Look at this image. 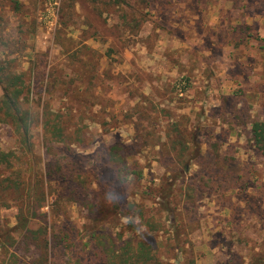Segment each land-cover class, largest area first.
Here are the masks:
<instances>
[{
	"label": "rangeland",
	"instance_id": "obj_1",
	"mask_svg": "<svg viewBox=\"0 0 264 264\" xmlns=\"http://www.w3.org/2000/svg\"><path fill=\"white\" fill-rule=\"evenodd\" d=\"M0 64L23 80L34 155L31 175L0 122V153L20 159L0 166V264L41 261L44 220L41 240L68 242L50 264H123L140 243L146 264H264L249 137L264 121V0H0ZM45 108L67 142L51 145L48 183Z\"/></svg>",
	"mask_w": 264,
	"mask_h": 264
},
{
	"label": "trees",
	"instance_id": "obj_2",
	"mask_svg": "<svg viewBox=\"0 0 264 264\" xmlns=\"http://www.w3.org/2000/svg\"><path fill=\"white\" fill-rule=\"evenodd\" d=\"M0 88L2 91V96L0 97V122L9 124L15 135H17L19 141L18 143L20 146L24 147V153L22 154V163L25 165L24 172L28 174H33V162H34V155L32 153L31 149V142H30V113L29 110L23 108V99L26 97L24 93V86H23V80L21 78V75L11 73L7 71L1 64H0ZM50 111H48L46 108L43 112V129L45 131V135L52 137L53 135L56 136L57 140H48L47 138L44 140V149H45V155H46V168L45 173L43 175L44 182L48 183L51 182L53 179L57 178L58 172L61 171V166L58 165L55 169L53 168L52 164L49 166L50 163V148L51 145L55 142L67 144L65 140V134L63 131V127L60 125V121H54L51 120ZM60 122V123H59ZM249 137L250 141L252 142V146L254 147L255 151L262 157H264V121L255 120L250 123L249 126ZM20 160L16 156V152L14 153H0V166L8 169L14 165V162L12 161ZM110 163L113 165L112 168H117L118 165L120 166L123 164L122 159L120 156H116V159H111ZM13 171L14 168H11ZM120 171V170H119ZM118 169L116 170V174H118ZM115 175H113L112 179H109V182H113L115 180ZM36 181H30L28 179H24L22 181V184L27 186V195L28 197H31V195L36 192L37 186L32 185L36 184ZM107 184V183H106ZM68 188V184H64ZM71 187V184H69ZM16 187V185H14ZM17 188V187H16ZM30 193V194H29ZM75 197V195H74ZM32 198V197H31ZM76 198V197H75ZM34 204V203H33ZM33 208V207H32ZM30 209V208H29ZM44 223V230L40 232V230H37V232H30L32 235H35L36 242H41L42 248L44 250V255L42 257V260H37L35 264H50L51 262V256L54 252V250L59 247V243H66L67 241L63 240L62 237H54L51 235L50 238L42 239L40 238V235H43L45 233L46 229V221H43ZM27 224V220H25L24 226ZM41 229V228H40ZM29 230H26V232ZM34 233V234H33ZM57 239V242H54ZM15 246L13 247V252L9 255L10 261L13 260V257H15V252L19 249L18 245H24L23 242H18V238L14 240L13 242ZM12 243V244H13ZM39 244V243H38ZM138 252H135L132 256L129 255L128 252H124V254H128L126 258L123 260V264H146L147 260H149L144 254L142 253V247L143 244H138ZM129 250V249H126ZM69 254V252H66ZM65 254V253H64ZM60 255V254H59ZM74 253H71V256H73ZM102 257H108V261L110 264H117L116 260L111 261L108 254L101 253ZM98 254L95 256L92 255L91 258L84 257L82 260L77 258L76 264H97Z\"/></svg>",
	"mask_w": 264,
	"mask_h": 264
},
{
	"label": "crops",
	"instance_id": "obj_3",
	"mask_svg": "<svg viewBox=\"0 0 264 264\" xmlns=\"http://www.w3.org/2000/svg\"><path fill=\"white\" fill-rule=\"evenodd\" d=\"M178 88V86H176Z\"/></svg>",
	"mask_w": 264,
	"mask_h": 264
},
{
	"label": "built area",
	"instance_id": "obj_4",
	"mask_svg": "<svg viewBox=\"0 0 264 264\" xmlns=\"http://www.w3.org/2000/svg\"><path fill=\"white\" fill-rule=\"evenodd\" d=\"M179 91H180V89H179Z\"/></svg>",
	"mask_w": 264,
	"mask_h": 264
}]
</instances>
